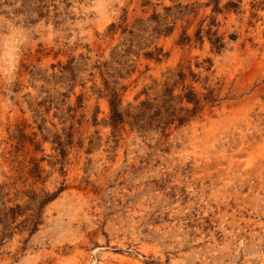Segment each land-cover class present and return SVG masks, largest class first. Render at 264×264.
Returning a JSON list of instances; mask_svg holds the SVG:
<instances>
[{
    "label": "rangeland",
    "instance_id": "obj_1",
    "mask_svg": "<svg viewBox=\"0 0 264 264\" xmlns=\"http://www.w3.org/2000/svg\"><path fill=\"white\" fill-rule=\"evenodd\" d=\"M0 264H264V0H0Z\"/></svg>",
    "mask_w": 264,
    "mask_h": 264
},
{
    "label": "trees",
    "instance_id": "obj_2",
    "mask_svg": "<svg viewBox=\"0 0 264 264\" xmlns=\"http://www.w3.org/2000/svg\"><path fill=\"white\" fill-rule=\"evenodd\" d=\"M200 31H202V30H200ZM199 31V32H200ZM215 44H218V47L220 48L221 46H223V45H220V38H217V41H215L214 42ZM182 76H184V74H182ZM185 97L187 98V101L188 102H192V103H194V105H195V107H194V109H193V111L194 112H197L198 111V109H199V105H200V99L199 98H197V95L193 92V91H190L189 93H186V95H185ZM210 95L208 94V95H206V100L207 101H210ZM112 110H113V121L115 122V123H117V122H119V120H121L122 118H123V115H122V113H120L119 111H118V106H117V104L116 103H114V102H112ZM183 110V109H182ZM188 111V110H187ZM177 118V120H179V122L180 123H183L185 120H186V117L185 116H180L179 117V115L175 112V110H173L171 113H168L167 115H166V119H168V121L166 122V121H164L166 124L167 123H170L172 120H175ZM50 199V198H49ZM48 200V199H47ZM47 200H45V202L47 201ZM33 221V220H32ZM38 224V222L37 223H35V227H34V229H33V231L36 229V225Z\"/></svg>",
    "mask_w": 264,
    "mask_h": 264
}]
</instances>
